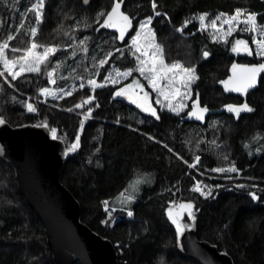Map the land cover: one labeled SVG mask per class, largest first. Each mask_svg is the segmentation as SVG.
I'll return each instance as SVG.
<instances>
[{
	"label": "trees",
	"instance_id": "trees-1",
	"mask_svg": "<svg viewBox=\"0 0 264 264\" xmlns=\"http://www.w3.org/2000/svg\"><path fill=\"white\" fill-rule=\"evenodd\" d=\"M34 2L0 0V41L9 34L14 37L8 41L7 54L10 58L20 55L12 53L11 48L27 47L29 39L41 45H61V48L49 58L47 68L41 65L39 73L22 74L12 81L14 87L0 77V116L13 127L46 124L51 136L52 128L57 130L56 136L63 141L67 154L61 182L78 201L80 220L113 243L118 264H201L179 252L175 229L165 215L171 201L189 200L194 204L197 238L216 245L231 257L233 264H264V72L258 88L249 92L246 100L226 93L220 83L233 63L259 62L264 58L256 61L253 55L233 53L231 42L242 36L239 33L221 45L209 41L195 21L185 26L183 32L175 30L185 19L199 13L232 14L237 7L257 12L258 25H264V0H157L159 17L152 11L151 0H124L123 10L134 18L128 37L133 35L140 20L152 15L151 26L157 42L163 46L166 63L179 61L185 66H196L198 79L192 84L194 98L198 96L201 106L221 110L208 115L204 122L184 121V113L173 114L159 106L157 113L161 119L156 120L112 99L115 86L95 91L86 87L59 100L42 102L40 87L62 88L77 80L86 82L96 73L93 57L102 58L111 48H120L124 55L113 52L114 59L110 57V62L95 74L98 82L111 67H133L135 59L125 47L128 37L122 42L112 41L115 34L109 29L94 31L96 24L75 30L77 38H90L86 41L87 52L74 46L76 55L71 56L73 49L62 47L71 43L64 36L65 31L82 17H87L91 24L99 10H110L113 0H92L88 6L82 0H45L43 21L39 25L34 12L28 11ZM165 12L167 16L163 15ZM33 26L38 27L34 38L29 32ZM245 38L251 45L250 36ZM37 50L43 51V48ZM204 51L210 55L204 57ZM57 60L62 63L53 72L55 83L50 84L46 72L55 68ZM89 95L94 96L92 101L81 108L74 107ZM26 102L32 103L36 111H27ZM244 102L254 110L242 112L239 118L223 107ZM89 106L93 111L85 119ZM81 120L84 121L82 128ZM77 135L79 147L67 151ZM221 154L227 155L228 161ZM195 155L201 157L196 168L188 167L180 159L183 157L192 163ZM226 163H235L240 169L231 180L211 171ZM137 175H145L149 181L132 205H112L113 198ZM197 180L222 186L205 197L192 190ZM231 183H249L256 187L238 189ZM251 191L257 192L260 199L253 200L248 195ZM105 200L117 208L118 218L107 217ZM124 209L131 210L133 215L127 216ZM0 264H56L40 217L20 193L13 166L1 158Z\"/></svg>",
	"mask_w": 264,
	"mask_h": 264
},
{
	"label": "snow or ice",
	"instance_id": "snow-or-ice-1",
	"mask_svg": "<svg viewBox=\"0 0 264 264\" xmlns=\"http://www.w3.org/2000/svg\"><path fill=\"white\" fill-rule=\"evenodd\" d=\"M88 0H84V3L87 4ZM124 3V0H113L111 8L108 11L103 9L99 10L95 14V18L92 20V23H88L87 17H82L79 21L74 23L72 27L64 32V36L68 37L71 43H65L62 45L64 49H73L70 53L71 56L76 55L74 46H78L80 51L87 52L88 45L86 41L90 38L84 36L82 38H77L75 35V30L83 27L90 28L92 24L98 25L94 31H99L100 29H116L118 35L111 37L112 41L119 40L125 41L126 34H129V29L133 28V17H130L126 11L121 10V6ZM45 7V0H35L34 3L30 4L28 8L29 12H34V17L36 24L39 25L43 21V10ZM151 8L155 16H161V12L157 11V0H151ZM164 16H167V13H163ZM208 13H201L196 17L200 22V30H205L208 27H211L214 31V34L211 36L213 41L219 39L228 43L227 38L232 35L233 31L240 24L245 25L244 31L250 33L259 32L261 38L257 39L256 36H252V44L255 45V49L249 45V41L245 39H235L232 41L231 51L233 53H246L247 55H253V51L257 57H264V25H258L257 17L258 13L255 11L246 10L244 8L237 7L235 8L232 14L229 13H219L214 18H212L208 23H206V18ZM222 20L220 25L217 24V21ZM102 21V22H101ZM191 21L185 19L183 24L176 28L177 32H183L185 26H187ZM153 23V16L147 15L144 19L139 21V26L134 29L135 34L131 35L130 42L125 45L129 49L130 54L135 57V66L128 67L124 70L119 68L110 69L107 75L103 76L101 81L95 79V74H99V70L103 68L106 64L110 62L109 58H113V52L120 54L121 56L124 53L120 48H111L107 50L106 54L102 58L97 59L93 57L94 67L96 68V73L90 75L87 79V85L91 90L104 87L106 84H119L122 79L125 77L132 76L134 72H138L140 76L144 77L148 85L153 91H155L158 97H163L165 101H168L167 107L173 113L180 115V113L188 107L183 101L187 100L191 95V84L196 79H198L196 73V66L190 65L185 66L179 61H174L172 63H166L165 53L163 46L157 42L156 32L151 26ZM227 25L226 29L223 28V25ZM31 37H35L38 32V27L33 26L29 29ZM218 34V35H217ZM13 35L9 34L5 40L0 41V77H3L4 81L10 87H14L12 81H16L18 77H21L24 73H39L41 71V65H44L45 68L48 67L49 58L52 57L57 51L61 48V45L56 44H38L34 39H29L27 47L24 48H11L12 53H21L20 55H13L11 58L7 54L6 50L9 48L8 41L13 40ZM104 43H107L105 41ZM38 48H43V51H37ZM210 53L208 51L203 52L204 57H208ZM61 61H56V66L50 71L46 72L48 76V83L54 84L55 79L53 78V72H55L60 66ZM239 70V71H238ZM115 72V75H113ZM264 72V62L252 63V64H232V75L229 76L226 80L220 81L224 85L225 91H234L238 93H247L248 89L253 87L257 82V76L259 73ZM9 77L11 79L9 80ZM78 79L83 80L84 77H78ZM163 81V83H162ZM79 88H85V84H79ZM183 89V91H182ZM2 90V89H0ZM39 92L44 96H55L56 93H62L64 96L71 94L70 90H65L62 88H48L40 87ZM114 97H126L136 104L143 112L149 113L151 117H154L156 120H160L161 117L158 115L157 110L152 106L149 101V93L144 91V85L138 80L133 79L131 83H125L122 87H118L114 92L111 93ZM180 98L177 104H173L172 101ZM94 96L89 95L83 101L82 104H76L74 107L81 108L84 104H87L89 101H92ZM157 104H160L161 101L158 98L156 100ZM29 112H35L36 108L32 103L26 102L24 105ZM99 105H97L98 107ZM227 109L229 113L235 114L237 118L240 117L242 112H252L254 109L247 103L239 104H225L223 106ZM72 111V109H69ZM93 108L89 106L87 112L84 113L85 119L91 115ZM209 111L207 106H201L197 98L192 99L190 110L186 112V116L189 118H195L197 121H204L205 114ZM5 120L0 116V124H4ZM119 123V120H117ZM81 128L84 125V121H80ZM44 126H47L46 124ZM210 127L214 126L213 124L209 125ZM53 138H57L55 128L51 130ZM155 139L154 137H150ZM80 136L77 135L75 141L72 143V146L67 149V151H72L75 148L79 147ZM191 141H189L190 143ZM215 143V141H211ZM166 148L167 144L164 145ZM172 151V149H169ZM260 151V149H257ZM178 155V154H177ZM221 157L224 161H228L227 155L221 154ZM183 160L184 164L188 165L190 168H196L197 164L201 161L200 155H195L192 163H189L188 160H184L183 157H180ZM211 171L216 173H223L224 178L231 180L233 177L231 173H239L235 163H226L225 166H218L212 168ZM144 181L137 179L134 182L129 183V188L132 192H139V185ZM238 189H243L246 186L243 184L235 185ZM211 187L208 185H203L201 181H197L193 185L192 190L200 193V195L208 197L211 195ZM214 187H220V185H215ZM253 188L256 185H252ZM208 189L207 191L205 189ZM127 191V189H125ZM253 200H258L260 197L257 195V192L251 191L248 193ZM121 204H129L131 201L136 199V196L133 194H128L125 196L124 192L120 193ZM104 210L109 217L113 215L115 209L109 208V202L107 200L103 201ZM175 206V210H174ZM127 212L128 216H132L133 212L128 209H124ZM194 204L191 200L189 201H180L178 204L176 201H171L170 206L167 208L168 219L171 220L172 224L175 225V234L179 238L184 230L191 225L184 224L181 222V217L186 212L188 217L192 220H195L196 217L193 213ZM107 223L108 221H102Z\"/></svg>",
	"mask_w": 264,
	"mask_h": 264
},
{
	"label": "water",
	"instance_id": "water-1",
	"mask_svg": "<svg viewBox=\"0 0 264 264\" xmlns=\"http://www.w3.org/2000/svg\"><path fill=\"white\" fill-rule=\"evenodd\" d=\"M91 1L88 0L85 4L82 0L85 6ZM121 10L124 11L123 4ZM109 30L118 35L116 29ZM127 37L128 34L125 40ZM260 62L264 61H240L237 64ZM262 73L258 74L256 84L249 88L247 93L225 91L222 84L223 90L246 100L247 94L258 88ZM232 74L231 66L224 80ZM119 98L122 101H130L126 97ZM130 104L137 106L132 101ZM218 112L221 110L209 109L205 119L208 115ZM183 120L205 121H197L186 114ZM0 158L13 166L20 193L40 217L48 247L56 264H118L113 243L80 220V205L61 182L67 159L65 145L61 139L51 136L48 126L25 124L13 127L7 121L0 124ZM165 215L168 219L167 209ZM169 222L172 224L171 220ZM181 222L191 225L179 238L176 237L177 248L182 255L196 259L201 264H233L231 257L220 251L216 245L197 238L196 219L192 220L185 212ZM172 225L175 229V225Z\"/></svg>",
	"mask_w": 264,
	"mask_h": 264
},
{
	"label": "rangeland",
	"instance_id": "rangeland-1",
	"mask_svg": "<svg viewBox=\"0 0 264 264\" xmlns=\"http://www.w3.org/2000/svg\"><path fill=\"white\" fill-rule=\"evenodd\" d=\"M201 13H199L198 15H195V16H192L189 20L190 21H195V22H197L198 23V30H200V22H199V20L196 18V17H198L199 15H200ZM209 15H208V17L206 18V23H208L212 18H214L216 15H218L219 13H208ZM222 23V20H219V21H217V24L218 25H220ZM139 26V25H138ZM228 26L225 24V25H223V28L224 29H226ZM246 26L245 25H243V24H240V25H238L237 27H236V29L233 31V33H232V35L231 36H229L228 38H227V40L229 41V39L235 34V33H239L240 35H242L241 37H240V39H245V40H247L245 37L246 36H250V40H251V45H250V43H249V45H250V47H252L253 48V50L255 49V45L254 44H252V36H256V38L257 39H259V38H261L260 36H259V32H257V33H250V32H247V31H244V28H245ZM202 33H204L205 35H206V37L209 39V41H211V42H216V43H218V44H221V45H226L227 43L226 42H224V41H220L219 39H217L216 41H213L212 39H211V36L214 34V31H213V29L211 28V27H208L207 29H205V30H200ZM135 34V32L133 33V35ZM218 35V34H217ZM130 38H131V36L130 37H128V39H127V42L129 43L130 42ZM38 51V50H37ZM237 54V53H236ZM239 54H241V53H239ZM238 54V55H239ZM244 56V55H243ZM253 56H254V58H255V60L256 61H258V60H260V59H262V58H264V57H257L256 55H255V52L253 51ZM134 57V56H133ZM134 59H135V57H134ZM135 66V65H134ZM133 66V67H134ZM116 67H111L110 69H115ZM109 69V70H110ZM121 71L122 70H124V69H120ZM108 74V72L106 73V75ZM113 75H115V72H113ZM133 79H138L143 85H144V91H147L150 95H149V99H151L152 97H153V100H154V102L156 103V100L159 98L160 99V101H161V103L160 104H157L156 103V105L157 106H159L160 108H163V109H165V110H167V111H169L170 113H173V112H171L170 110H169V108L167 107V104H168V101H165L164 100V98L163 97H158V95H157V93L155 92V91H153L152 89H151V87L148 85V82H147V80L144 78V77H142V76H140V74L138 73V72H134L133 73V75L132 76H129V77H125L124 79H122L121 81H120V83L119 84H106V86H104V87H107V86H117V85H122V83L123 84H125V83H131L132 82V80ZM81 83H83V82H80V80H77V81H75V82H73V83H71L70 85H68V86H65V87H62V89H65L66 91L67 90H70L71 91V94L74 92V91H76V90H78V89H81V88H79V84H81ZM162 83H163V81H162ZM194 82H192V84H193ZM84 84H85V88L86 87H88V88H90L88 85H87V81L86 82H84ZM192 84H191V95L188 97V99L187 100H184L183 102L185 103V104H187L188 105V107L187 108H185L181 113H185L189 108H190V106H191V101H192V99H194V95H193V91H192ZM48 88H50V89H52V88H56V87H53V86H50V87H48ZM101 88V87H100ZM182 91H183V89H182ZM70 94V95H71ZM63 97H65L62 93H56V95L55 96H44V95H42L41 94V100L42 101H44V102H46V101H50V100H59V99H61V98H63ZM179 100H180V98H177L176 100H173L172 101V103L173 104H177L178 102H179ZM180 113V114H181ZM173 114H176V113H173ZM220 175H225V174H223V173H219ZM234 173H231L230 175L232 176ZM215 178V177H214ZM137 179H141V180H143L144 182L143 183H141L140 185H139V192H132V190H131V188H129V183L130 182H134V181H136ZM149 181V179L145 176V175H137V176H135V177H133L129 182H128V184L125 186V188H124V190L122 191V192H124V194H125V196L126 195H128V194H133V195H135L136 196V198L140 195V193H141V191H142V187L144 186V185H146V183ZM197 181H199V180H197ZM202 182V184L203 185H208V186H212L211 187V194L214 192V190L216 189V188H218V187H214L215 185H220V186H222V184H213L212 182H209V181H201ZM196 184V183H195ZM232 185H236V184H243V185H245L246 187H245V189H250V188H252V185L253 184H249V183H231ZM125 189H127V191H125ZM206 191L208 190L207 188L205 189ZM121 196H120V193L115 197V198H113V200H112V205H120V206H124V207H129L130 205H132V203L136 200H133V201H131L129 204H124V205H122L121 204ZM109 202V208L110 209H115V211L113 212V215L111 216V217H109L108 215H107V217L108 218H110L111 220H114V219H116V218H118V216L115 214V212H116V210H117V208H115V207H113L112 205H111V203H110V201H108ZM127 213V212H126ZM128 216V215H127Z\"/></svg>",
	"mask_w": 264,
	"mask_h": 264
},
{
	"label": "flooded vegetation",
	"instance_id": "flooded-vegetation-1",
	"mask_svg": "<svg viewBox=\"0 0 264 264\" xmlns=\"http://www.w3.org/2000/svg\"><path fill=\"white\" fill-rule=\"evenodd\" d=\"M239 55H242V54H239ZM124 84H122V85H117V86H115L114 87V89L112 90V92H114L115 91V89L116 88H118V87H122ZM111 92V93H112ZM150 95V94H149ZM111 98L112 99H115V100H119V101H122V100H120V98L119 97H116V98H113V96L111 95ZM131 101V100H130ZM130 101H122L123 103H126L127 105H130L131 107H134L135 109H137L140 113H142V114H145V115H150L149 113H145V112H143L140 108H138L137 106H135V105H132V104H130ZM149 101H150V103L152 104V106L156 109V110H158V107H157V105H156V103L154 102V100H153V97L151 98V99H149ZM190 109V108H189ZM189 109L187 110V111H189ZM186 111V112H187ZM158 112V111H157ZM186 112L184 113V115L186 114ZM151 116V115H150Z\"/></svg>",
	"mask_w": 264,
	"mask_h": 264
},
{
	"label": "bare ground",
	"instance_id": "bare-ground-1",
	"mask_svg": "<svg viewBox=\"0 0 264 264\" xmlns=\"http://www.w3.org/2000/svg\"><path fill=\"white\" fill-rule=\"evenodd\" d=\"M169 221V220H168ZM173 226V225H172Z\"/></svg>",
	"mask_w": 264,
	"mask_h": 264
}]
</instances>
